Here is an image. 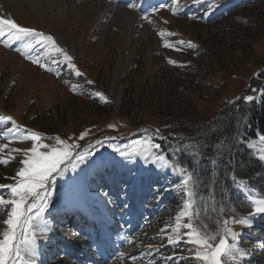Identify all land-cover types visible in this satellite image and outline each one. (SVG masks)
<instances>
[{
	"label": "rangeland",
	"instance_id": "1",
	"mask_svg": "<svg viewBox=\"0 0 264 264\" xmlns=\"http://www.w3.org/2000/svg\"><path fill=\"white\" fill-rule=\"evenodd\" d=\"M55 1L35 11L26 0L15 9L0 0V17L52 35L75 65L50 44L25 49L34 37H0V117H11L0 121V145L7 146L0 157L9 160L0 164V184L13 182L25 158L12 150L32 146L20 136L36 132L53 147L59 137L80 152L95 149L57 180L45 213L52 231L40 241L36 264H201L190 246L168 243L185 201L193 225L216 233L224 216H248L250 196L264 199V175L245 178L251 159L264 170V141L237 137L246 124L242 97H257L264 78V0H179L178 15L169 8L152 13L170 0H101L99 14L96 0ZM111 6L136 15L131 29L111 22ZM146 13L151 22L141 18ZM225 108L232 125L216 128ZM199 122L212 129L194 128ZM149 139L161 146L154 151L192 174V197L183 193V174L146 163L132 143ZM5 218L0 208V231ZM250 220L251 227L234 225L238 246L247 251L241 264H264V214ZM187 222L182 216L180 223ZM225 264L232 262L225 257Z\"/></svg>",
	"mask_w": 264,
	"mask_h": 264
},
{
	"label": "snow or ice",
	"instance_id": "2",
	"mask_svg": "<svg viewBox=\"0 0 264 264\" xmlns=\"http://www.w3.org/2000/svg\"><path fill=\"white\" fill-rule=\"evenodd\" d=\"M193 2L200 3L201 0H193ZM127 7L132 9L137 7V5L129 3ZM164 8H169L173 15H178L180 13L179 0H170V4L161 3L158 8L154 7L151 11L154 14ZM212 8L213 5L209 3V11ZM207 14L206 12L205 15ZM141 18L151 22V18L147 13ZM165 23L167 22L165 21ZM160 34L163 35V33ZM6 35L13 40L27 39L30 36L34 37L35 39L29 40L23 45L25 49H31L40 44H50L56 52L61 53L69 61V67L75 69V65L71 63L72 57L57 45L55 38L50 34L22 27L11 18L0 17V37ZM179 43L183 44L184 41ZM188 43L189 47H194L191 42ZM168 46L165 45V47ZM32 63L46 67L36 58H32ZM169 63L175 62L170 60ZM76 74L83 75L78 71ZM89 83L92 82L89 81ZM260 91L261 98L264 99V90ZM96 95L102 94L96 93ZM242 99L246 102H252L256 97L247 95L242 97ZM0 121H11V117H0ZM12 123L14 124L15 122L13 121ZM16 128L18 131L20 130V126H16ZM8 131L11 133L13 130L9 129ZM24 131L26 132L27 130L25 129ZM156 132L158 134L159 130H156ZM84 135L85 133H81L80 139H83ZM237 137L238 142L241 143L245 139L239 133H237ZM18 138L30 140L32 146L26 150H12L13 152L23 151L25 158L20 161L21 166L16 170L15 176L11 178L13 182L0 184V190H4V193H0V208L6 210V218L2 221L4 227L0 231V264H36L40 255V241L46 240L52 231L45 219V213L50 206L57 180L64 177L69 167H71L72 171H75L80 164H83L88 157L95 153V149L92 146L86 151L80 152L77 150L78 145L67 144L66 141L61 140L59 137L56 138L58 146L53 147L42 143L41 135L36 132ZM260 139L264 141V136H261ZM96 143H99V141ZM132 143L141 150L139 154L144 157L146 163L183 174L182 188L184 195L187 197L194 195L192 174L180 163L171 159L168 154H159L158 151H154L160 149L161 146L159 144L153 143L150 139L145 141L135 140ZM0 147L6 148L7 146L0 145ZM187 147L189 146L185 145V148ZM41 149L48 150L42 151ZM171 151L178 153L181 149H172ZM120 155L126 156L128 153L121 151ZM8 163V159L0 157V164ZM237 185L239 187L244 186L242 181H237ZM104 195L107 196V193H104ZM249 200L252 203V211L248 216L240 218L232 216L225 219L222 228L216 233L202 232L193 225L191 222L192 216L187 211L189 203L185 201V211L176 217L177 223L172 228V235L167 237L168 243H184L190 246L187 250L192 254L191 258L201 262V264H225V257L232 264H241L247 256V251L238 246L240 233L234 229L233 225L239 224L251 227L250 218L257 214H264V199H253L250 196ZM182 216L188 218L187 223H180ZM181 228L186 229L183 234H181ZM25 257L28 259L25 260ZM174 258L175 255L168 257L169 261ZM181 259L185 258L182 257Z\"/></svg>",
	"mask_w": 264,
	"mask_h": 264
},
{
	"label": "trees",
	"instance_id": "3",
	"mask_svg": "<svg viewBox=\"0 0 264 264\" xmlns=\"http://www.w3.org/2000/svg\"><path fill=\"white\" fill-rule=\"evenodd\" d=\"M260 90H264V78L259 82V86L257 88L258 96L256 97V99L252 102H247L245 106L246 108L245 111L247 116H246V124L244 126L243 136L247 140L256 137V135L264 136V99L261 98ZM239 103H243V101H240ZM222 112L224 118L215 119L217 121L215 125L216 128L229 127L232 125V117L229 115L228 109L225 108L222 110ZM206 123L208 122H199L198 124L193 123V126H195L194 128H199L201 130L212 129V127L210 128L205 126ZM214 135H217V131H213V133H211V135L209 136L213 138ZM242 148L247 150L249 153L251 151L245 145H243ZM242 155L244 154L241 152V156ZM245 174H246L245 178L252 179L254 177L255 179H260L261 177H263L264 170L262 168L260 161L258 159H254V160L251 159L250 163L245 165Z\"/></svg>",
	"mask_w": 264,
	"mask_h": 264
},
{
	"label": "bare ground",
	"instance_id": "4",
	"mask_svg": "<svg viewBox=\"0 0 264 264\" xmlns=\"http://www.w3.org/2000/svg\"><path fill=\"white\" fill-rule=\"evenodd\" d=\"M26 1H27L28 5L31 8H33L35 11H37V10L42 11L44 9V4H46V3L49 4V6H52L53 4L55 5V2H56L55 0H26ZM64 1H66V2L68 1V4H70L74 0H64ZM7 2L9 5H11L13 7V9L16 8L17 0H7ZM94 2H95L94 6H93L94 10L97 11V13L99 14L104 9L102 1L96 0ZM56 5L60 6V4H58L57 2H56ZM111 8H112L111 14H110L111 22L126 25V26H128L129 29H131L133 27V25L135 24V21H136V15L133 12H131L128 8H125V7H112L111 6Z\"/></svg>",
	"mask_w": 264,
	"mask_h": 264
},
{
	"label": "water",
	"instance_id": "5",
	"mask_svg": "<svg viewBox=\"0 0 264 264\" xmlns=\"http://www.w3.org/2000/svg\"><path fill=\"white\" fill-rule=\"evenodd\" d=\"M229 217H231L230 215H227V216H224L223 217V221L225 220V219H227V218H229ZM233 227H234V225H233ZM234 229H235V227H234ZM236 230V229H235ZM231 242V241H230Z\"/></svg>",
	"mask_w": 264,
	"mask_h": 264
}]
</instances>
